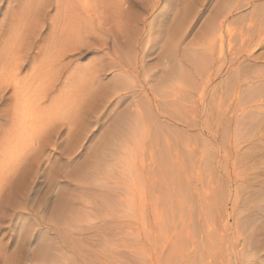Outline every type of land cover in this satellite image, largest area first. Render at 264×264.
<instances>
[{
	"label": "rangeland",
	"instance_id": "374dc122",
	"mask_svg": "<svg viewBox=\"0 0 264 264\" xmlns=\"http://www.w3.org/2000/svg\"><path fill=\"white\" fill-rule=\"evenodd\" d=\"M8 1L0 0V264H158L156 214L164 210L162 228L169 234L181 228L186 202L185 174L175 166L186 161L183 108H167L170 94L178 98L185 87L179 79L180 87L167 81V73L206 41L209 22L222 17L226 0H91L88 13L78 0H12V6ZM262 4L238 13L230 6L234 12L224 28L227 63L221 62L212 86L225 88L224 80L249 73L241 63L239 34L252 31L245 32L244 42L262 34ZM89 32V39L81 40ZM137 111L144 120L137 117L141 129L136 130L149 134L137 132L138 142L129 138L126 144L122 134L133 128L129 122ZM119 138L131 146L129 155ZM117 148L135 166L124 165V156H115ZM168 166L176 168L175 177ZM170 205L180 207L168 214ZM215 255L205 259L218 264ZM219 256L229 264L226 253ZM252 258L247 264L258 263ZM178 261L184 264V258Z\"/></svg>",
	"mask_w": 264,
	"mask_h": 264
},
{
	"label": "bare ground",
	"instance_id": "6f19581e",
	"mask_svg": "<svg viewBox=\"0 0 264 264\" xmlns=\"http://www.w3.org/2000/svg\"><path fill=\"white\" fill-rule=\"evenodd\" d=\"M90 1L91 0H78L79 5L83 9H85L87 13H88L87 8L90 7ZM263 1L264 0H226L227 3L224 1L225 5L223 4L222 8L225 13L227 12V15L223 16L224 13L223 12L222 17L218 21H213V23L209 22L211 25L209 26V29L206 33V37H207L206 41L201 45L200 48L197 47L199 49L196 48L195 49L196 51L194 50L193 53L191 52L189 53V55L188 53L187 54L184 53L187 56L186 57L187 61L183 62L184 65L181 64V62L175 63L168 70L169 72L167 73V77L170 80L167 78L168 79L167 81H171V82L174 81L173 83L176 84L177 82L175 81L179 79L183 81L184 82L183 84L185 85L184 86L182 84L181 87V89L185 87V89L183 88V92L185 94L180 91L182 96L178 98H174L176 97V96L173 97L175 93L171 95L168 92L170 94L169 97L171 99L170 102L169 100H165L166 102H164L163 99H166L165 97H162L163 99L160 101L164 103L169 102V104H167V108L170 106L173 107L174 109L176 108L177 110L178 106L176 107V105L178 104H181V108H183L184 116L183 119L181 118V120H183L185 126L184 135L186 136V137L185 136L182 137L186 139V140L184 139L185 141H187V144L184 141L185 142L184 145H186L185 146L186 150L184 152V157L186 156L185 157L186 161L184 166H183L184 162L182 165L179 164L180 166L176 164L175 166L177 168V172L181 171L184 172L185 174V178H183L182 181L184 182V179H186V181L184 182L185 183L184 186L186 185L184 201L186 202L182 208L184 213L180 215L181 217H179L180 220L182 221V226L179 230L174 228L173 230L170 231L169 234L164 232V229L162 228V224L164 223L163 221L164 210L160 209L158 211V214H156L155 220L157 218L156 237H157L158 264H162V258L166 259L165 261L166 264H179L178 260L183 258H184V264H215L212 263V260L209 256L206 257L207 260L205 259V256L208 253L216 254L215 256L218 259L217 261L218 264H224V262L221 259V256L218 257L219 253L221 255L223 254L225 255V253L228 255V259L226 260H228L229 264L230 262H233L234 264H240L241 262H243L242 264H247L248 260H250V258L252 257H255L256 259L258 258L257 264H259V262L260 264L261 262H263L264 264V73H263L264 37H262L264 35V27L261 28L263 29L262 31L261 29L260 30L258 29V33H262V34H258L256 37L254 36L255 38L251 37L252 35L251 34L249 36L251 37V39L252 38L253 39L251 40L249 37L250 40L245 42L244 40H247L246 38H248L244 36L246 30L245 31L241 30L242 32L239 34L240 36L242 34L243 37L241 36V38L244 39V40L241 39L244 43L242 44L241 41V43L239 44L241 46V50L242 47L244 48L243 57H242L243 62L241 63L244 65L245 63H247L245 65L246 66L245 68L248 69L249 73L244 72L245 74L243 73V75H238L235 73L236 76L238 75V77L236 80L233 81H231L229 78L230 76L228 77L227 75L226 77L229 78L230 83H228L227 81L228 79L224 80V83L227 82L225 88H223L224 86L222 84L221 85L219 84V86H217V84L212 86V84L218 79L219 75L221 74V68H220L221 62L224 63L227 57V54H225L226 51H225V43H224V28L225 25H227L226 22L228 19L227 17L228 13L229 11H232L230 6L234 4L232 7H234L236 9L235 12L238 13L237 11L239 9L241 10V7L242 9L243 7H249V9H252V7H254V5L257 2H263ZM8 2L12 6L13 1L9 0ZM9 8L10 7L8 6L7 10H9ZM260 9L261 10L264 9L263 4L260 5ZM72 10H74V8ZM218 12L219 13L217 14V16L221 14L220 13L222 12L221 9ZM258 15H262V14L259 13ZM238 18L240 17L238 16ZM233 20H235V18ZM256 20H254L255 23ZM38 22L40 23L41 21ZM176 22L178 21L176 20ZM179 26L180 25L178 24L176 28H178ZM246 29H247L246 34L248 32H252L251 30L248 31L249 28ZM0 30L2 31V29ZM85 31H88V29L86 28ZM89 34H91V32H89L87 35L81 38V40L89 39ZM81 36H83L82 32H81ZM74 37H76V35ZM72 40L74 41V39ZM236 45L238 46V44ZM230 46H232V43L230 44ZM233 47L235 46L233 45ZM235 48L232 49L235 50ZM259 48L260 50H258ZM232 49H230V53H233L231 52ZM239 49L240 48H238V50ZM261 49H263V51H261ZM241 50H239L238 53H240ZM19 52L18 54H20ZM21 54L23 55V52H21ZM233 55L234 54H232L231 57L232 59L234 58V62H235L236 57H234ZM235 56H236V52H235ZM237 57H239V54L237 55ZM19 58H21V56H19ZM15 60L18 59L15 58L14 61ZM231 61L233 62V60ZM11 64L13 63L11 62ZM16 64L17 63H15V65ZM15 65H13V67ZM249 65L251 66L250 69L248 68ZM243 68L241 67V69ZM231 73H233L232 77H234L235 76L234 72ZM222 81L223 80H221L220 82ZM178 84H176V86L178 85L180 87L181 83L179 82ZM170 86L173 87V85ZM161 87L162 88L160 89L164 92L165 90H163V86ZM172 89L176 91L175 88ZM161 90L160 92H162ZM168 90L170 91L169 88ZM165 92L167 93V90ZM170 92L172 93L174 91H170ZM176 92H178V90ZM179 94L180 93L178 94L176 93L177 96ZM182 99L183 101L185 100L184 106L181 103ZM164 106L166 105L164 104ZM164 106L163 108L166 109V107ZM163 108L162 110H164ZM175 111L170 110L171 113ZM178 111L181 110H179L178 108ZM141 112L142 111L138 112L139 115L136 114V116L132 117L130 122L128 121L130 125L132 126L134 125L133 128L128 127L129 131L127 132H124L125 130L122 129L124 128L123 126L121 128L122 133L124 132L123 134L121 133L122 136L126 134V136H123L125 137L124 139H126L127 141L126 144L130 143L132 138L136 139V137L138 138L140 136L137 135V132H139L141 126H138V123L135 122V120L138 119L137 121H139V118L141 117L140 115L144 117V113L142 112L141 114ZM30 115L32 114L30 113ZM37 115L36 117H32V118H34V120L35 118L36 120L37 119L39 120L40 118L37 117L40 116L39 114ZM138 116L139 118H137ZM149 116L146 115L145 116L146 119L149 118ZM155 117L157 116L155 115ZM30 118L31 117H29V119ZM141 120L144 119L142 118ZM18 122H20V119ZM134 122L135 124H133ZM125 124L124 126L126 127ZM130 125L128 124V126ZM119 126L117 127L120 128ZM136 126L139 127V130L138 128L136 130ZM143 128H145V126ZM144 130L147 129H143L141 131H143V133H146L148 135L149 134L147 133L148 130L147 132ZM117 131L119 132V130ZM140 132L138 134H140ZM27 133H28L27 135H29V131ZM146 134H142V135L144 136ZM122 136L119 135V137L123 138ZM152 137L154 136L152 135ZM155 137L157 136L155 135ZM133 141L138 142L137 139ZM119 142H120V138H119ZM122 143L120 142V146L121 147L123 145L125 146L123 147L124 152L123 151L122 152L124 154L127 153L129 155L130 151L128 150H130L129 148H131V146H126L125 144ZM112 146L113 145H111V147ZM117 151L118 153L115 156L119 157V153L121 157L124 156V161H123L124 165L127 164L129 165L128 167L135 166L134 164L131 163L132 160L130 162H128V160L125 161V159H127L128 156L126 158V155H123V153L120 152V148H117ZM164 155L165 154H163V158ZM165 158H166V162H168L169 161L168 158L167 157ZM132 159L134 160V158ZM115 161L118 162V159ZM114 163H110V164H114ZM118 163L120 164L121 160ZM129 163L132 164V166H130ZM177 166L180 168H178ZM181 166L184 168V171L180 170L182 168ZM172 168L176 171V168L174 166H172ZM172 168L170 167L171 170ZM125 169L127 170L126 166ZM130 170H128L129 172L127 174L130 173L132 175ZM124 171L125 170H123V177L124 176L127 177V175L124 174ZM114 172H116V170ZM133 172H138V171L134 170ZM119 173L120 172H118V174ZM114 174L115 173H113V175ZM172 174H174V171ZM176 174L178 175L179 173ZM177 177H176V181L180 179V178L177 179ZM168 179L171 178L169 177ZM118 183L119 182H117V184ZM120 200L121 198L119 199V201ZM63 204L65 205L67 203L65 202L61 203V205ZM179 207L180 206L170 205L168 209V211L170 212L168 214H170L172 211L177 210ZM169 220L171 223L175 221L171 219ZM165 233H166V239L164 242H162L161 237ZM163 243L165 244L162 245Z\"/></svg>",
	"mask_w": 264,
	"mask_h": 264
}]
</instances>
